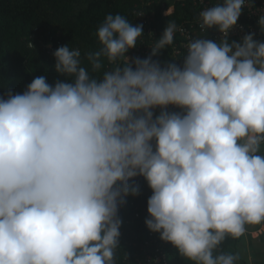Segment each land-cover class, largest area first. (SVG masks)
<instances>
[{"label": "clouds", "instance_id": "9594fccd", "mask_svg": "<svg viewBox=\"0 0 264 264\" xmlns=\"http://www.w3.org/2000/svg\"><path fill=\"white\" fill-rule=\"evenodd\" d=\"M244 7L202 10L201 30L223 38L189 41L182 67L152 59L183 31L175 22L130 58L143 25L108 14L91 70L61 46L55 68L74 82L40 75L0 97V264H115L137 176L152 189L148 229L194 264H236L221 244L264 224V41L228 39Z\"/></svg>", "mask_w": 264, "mask_h": 264}, {"label": "trees", "instance_id": "16d2710c", "mask_svg": "<svg viewBox=\"0 0 264 264\" xmlns=\"http://www.w3.org/2000/svg\"><path fill=\"white\" fill-rule=\"evenodd\" d=\"M171 7L174 10L165 13ZM198 10L194 0H0V97L7 99L9 91L22 94L33 79L40 75L46 76L47 82L53 86L57 81L74 82L73 78L57 72L56 59L48 52L47 45L50 43L56 47L68 45L73 49L79 48L82 66L91 70L86 55L101 47L97 33L108 14H120L133 25H140L137 15L139 11H144L153 20L157 30H164L169 21L179 25L195 18ZM216 31L213 27L202 34L201 38L214 41ZM141 37L146 38L144 34ZM139 38L137 46L126 53L128 57L140 58L142 55L141 50H138L142 46ZM254 38L264 41V32ZM180 41L181 38L176 35L173 43L162 49L153 60L160 61L162 66L165 62L175 63L177 57L173 51L176 44L181 46ZM186 53L179 57L178 64L181 67ZM111 67L105 58L100 74ZM153 111L155 118L161 109ZM145 198L140 194L127 195L126 203L120 205L118 214L122 220L120 230L124 228L127 235L137 233L140 239L146 237V223L144 216L139 219L135 215L143 205L148 208L149 198ZM126 219H130V222L123 221ZM241 240L242 237H228L221 244L220 250L238 254L236 264H249L246 257L239 254ZM168 255L170 264H194L181 256L171 243ZM115 264H122V261Z\"/></svg>", "mask_w": 264, "mask_h": 264}, {"label": "built area", "instance_id": "2783aa9c", "mask_svg": "<svg viewBox=\"0 0 264 264\" xmlns=\"http://www.w3.org/2000/svg\"><path fill=\"white\" fill-rule=\"evenodd\" d=\"M221 2L222 0H194V3L199 7L197 16L177 25L178 29L182 28L183 31L178 30L174 35V37L178 35L182 40L180 41L181 46L176 44L173 51L174 55L177 57L175 62L177 65H179V57L188 51L187 45L189 41L201 38V35L207 32L200 28V12L206 7H211ZM173 10L174 7H171L166 10L165 13ZM138 14H142L137 17V21L139 24L143 25V33L146 36V38H139L142 42V46L140 45L141 47L138 50H141L140 53L142 55L140 58L143 59L151 55V46L162 36L165 29L157 30L153 25V20L144 14V11H139ZM260 16H264V0H245V7L237 21V25L228 34L229 42H241L242 38L250 33H254V37L261 35L264 29H262L258 23ZM216 30L214 41H219L223 38V34L220 33L217 28ZM47 47L50 54H53L55 50L59 48L53 45V43H50ZM167 110L176 112L177 109L176 106L169 105ZM129 183L139 185L141 197H147L145 198L146 200L150 197L152 189L143 176H137L130 180ZM142 208L136 212L135 216L139 219L144 216L146 221L147 218H150V214L148 213V208H145L144 205ZM129 220L130 219H126V221H123L128 223L130 222ZM120 233L121 235L118 241L119 247L115 250V263L121 260L122 264H170L168 255L170 242L162 240L160 238V233L151 231L147 226L146 234H144L146 237L142 239L134 232L127 235L124 228L120 230Z\"/></svg>", "mask_w": 264, "mask_h": 264}, {"label": "crops", "instance_id": "0c3cea01", "mask_svg": "<svg viewBox=\"0 0 264 264\" xmlns=\"http://www.w3.org/2000/svg\"><path fill=\"white\" fill-rule=\"evenodd\" d=\"M176 112H180L176 107ZM264 224L250 225L239 243V254L246 257L249 264H264ZM244 254V255H243Z\"/></svg>", "mask_w": 264, "mask_h": 264}, {"label": "rangeland", "instance_id": "374dc122", "mask_svg": "<svg viewBox=\"0 0 264 264\" xmlns=\"http://www.w3.org/2000/svg\"><path fill=\"white\" fill-rule=\"evenodd\" d=\"M264 233H262V237H263Z\"/></svg>", "mask_w": 264, "mask_h": 264}]
</instances>
